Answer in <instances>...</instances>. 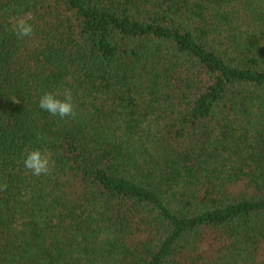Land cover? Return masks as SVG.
I'll return each mask as SVG.
<instances>
[{
    "label": "trees",
    "instance_id": "trees-1",
    "mask_svg": "<svg viewBox=\"0 0 264 264\" xmlns=\"http://www.w3.org/2000/svg\"><path fill=\"white\" fill-rule=\"evenodd\" d=\"M5 184L0 264H264V0H0Z\"/></svg>",
    "mask_w": 264,
    "mask_h": 264
},
{
    "label": "clouds",
    "instance_id": "clouds-1",
    "mask_svg": "<svg viewBox=\"0 0 264 264\" xmlns=\"http://www.w3.org/2000/svg\"><path fill=\"white\" fill-rule=\"evenodd\" d=\"M13 31L17 38H31L34 35V27L30 20L23 15H18L12 25ZM61 96L53 92H45L39 99V108L46 111L52 116L60 118L74 117L76 115L70 90H65ZM23 166L34 176L48 175L53 167L54 162L46 151L35 149L27 152L23 159ZM7 188V185L0 187V190Z\"/></svg>",
    "mask_w": 264,
    "mask_h": 264
}]
</instances>
